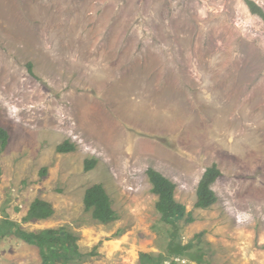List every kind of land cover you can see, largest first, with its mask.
Here are the masks:
<instances>
[{
  "label": "rangeland",
  "instance_id": "1",
  "mask_svg": "<svg viewBox=\"0 0 264 264\" xmlns=\"http://www.w3.org/2000/svg\"><path fill=\"white\" fill-rule=\"evenodd\" d=\"M0 126L10 133L0 219L68 228L85 255L69 264L168 256L173 227L156 208L149 168L193 212L177 239L193 241L205 264H264V20L246 0H0ZM67 140L76 149L59 153ZM87 159L97 160L90 171ZM213 163L218 201L196 208ZM98 183L114 222L85 210ZM37 198L53 216L25 221ZM42 262L17 235L1 240L0 264Z\"/></svg>",
  "mask_w": 264,
  "mask_h": 264
},
{
  "label": "trees",
  "instance_id": "2",
  "mask_svg": "<svg viewBox=\"0 0 264 264\" xmlns=\"http://www.w3.org/2000/svg\"><path fill=\"white\" fill-rule=\"evenodd\" d=\"M246 3L253 14L264 20V9L261 6L254 0H246ZM29 70L33 72L32 63H29ZM9 139V131L0 126V151L7 147ZM75 149V145L69 140L57 147L59 153L73 152ZM96 165L97 160L87 159L85 161V171L94 169ZM47 171L48 168H43L40 172L41 176H46ZM147 173L152 185V192L158 196L156 208L161 214V220L172 225L173 231L170 233L171 241L168 245L169 254L167 257L154 258L148 254H142V259L144 258V261L150 260L151 264H163L167 258L174 257L172 263L178 264L180 260H177V258L188 257L191 261L205 264L203 254L192 251L195 245L193 241L183 244L177 239L180 221L185 219L186 223H191L195 220V217L192 211L187 210L185 204L176 199V183L155 168H149ZM221 175L222 171L217 163H213L205 170L196 191V208L207 209L218 201V196L212 189V184ZM84 205L85 210L90 212L95 220L104 224L114 222L119 218L113 207V200L102 183L94 184L86 190ZM54 212L55 210L50 202L37 198L31 203L25 221L48 219L53 216ZM11 234L17 235L24 242L38 247L43 260L42 264H69L72 259L85 256L80 252L79 237L66 227L47 228L38 232L27 231L21 228L18 222L6 216L0 219V243L2 239ZM91 254H97V252L93 251Z\"/></svg>",
  "mask_w": 264,
  "mask_h": 264
},
{
  "label": "built area",
  "instance_id": "3",
  "mask_svg": "<svg viewBox=\"0 0 264 264\" xmlns=\"http://www.w3.org/2000/svg\"><path fill=\"white\" fill-rule=\"evenodd\" d=\"M178 260H181L182 261V259H180V258H178Z\"/></svg>",
  "mask_w": 264,
  "mask_h": 264
},
{
  "label": "clouds",
  "instance_id": "4",
  "mask_svg": "<svg viewBox=\"0 0 264 264\" xmlns=\"http://www.w3.org/2000/svg\"><path fill=\"white\" fill-rule=\"evenodd\" d=\"M178 259V258H177Z\"/></svg>",
  "mask_w": 264,
  "mask_h": 264
}]
</instances>
